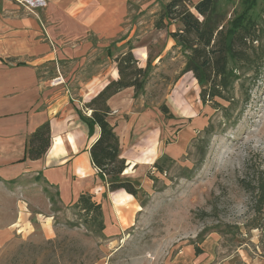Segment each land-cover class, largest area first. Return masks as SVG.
<instances>
[{"label": "rangeland", "instance_id": "1", "mask_svg": "<svg viewBox=\"0 0 264 264\" xmlns=\"http://www.w3.org/2000/svg\"><path fill=\"white\" fill-rule=\"evenodd\" d=\"M167 1L131 2V38L109 45L92 65L117 71L116 58L130 49L146 70L142 89L108 100L128 164L123 176L137 185V197L82 187L102 206L105 228L96 233L59 203L55 187L19 176L29 213L13 224L10 188L0 182V228L8 226L0 264H264V0H216L226 27L258 22V41L241 47L250 59L237 63L241 77L222 91L226 99L205 102V83L185 69V53L168 33L179 22L154 26ZM71 94L88 115L93 92ZM91 181L101 182L95 174ZM36 212L50 218L44 225L51 222L52 237L42 235L45 219Z\"/></svg>", "mask_w": 264, "mask_h": 264}, {"label": "crops", "instance_id": "2", "mask_svg": "<svg viewBox=\"0 0 264 264\" xmlns=\"http://www.w3.org/2000/svg\"><path fill=\"white\" fill-rule=\"evenodd\" d=\"M137 1L46 0V6L32 13L16 0H0V182L11 189L12 215L6 219H15L13 224L29 213L19 176H34V184L41 180L55 187L65 207L83 192L82 187L89 192L108 187L89 155L97 133L88 136L71 91L80 96L93 92V97L118 75L114 69H93V60L104 49L108 55L109 45L131 38L135 25L130 6ZM46 121L51 147L57 149L49 147L41 158L21 160L29 135ZM94 174L100 184H92ZM118 193L130 196L124 190ZM36 215L45 219L40 223L42 235L52 237L51 222L44 225L50 218ZM22 226L29 234L31 224ZM7 228H0L1 236Z\"/></svg>", "mask_w": 264, "mask_h": 264}, {"label": "trees", "instance_id": "3", "mask_svg": "<svg viewBox=\"0 0 264 264\" xmlns=\"http://www.w3.org/2000/svg\"><path fill=\"white\" fill-rule=\"evenodd\" d=\"M173 21H178L180 25L174 31H168L169 36L185 53V69L191 71L199 82L205 83L201 91L203 101L225 98L222 91L230 89L241 77L236 70L237 63L250 59L248 51L241 47L247 41L251 44L258 41V22L234 23L226 27L216 12V0H169L162 5L154 26L165 28ZM116 62L118 78L110 80L84 103V108L90 111L89 115L81 110L78 115L89 137L97 133L89 146V155L99 176L106 179L108 189L125 190L137 197V185L123 176L128 164L121 154L114 125L109 121L111 109L108 100L127 87H133L135 92L142 89L146 70L137 66L130 49L117 57ZM50 144V123L46 121L29 135L21 160L41 158ZM260 197L264 199V185H261ZM71 207L86 227L102 233L105 228L102 206L93 200L90 193L81 192Z\"/></svg>", "mask_w": 264, "mask_h": 264}, {"label": "built area", "instance_id": "4", "mask_svg": "<svg viewBox=\"0 0 264 264\" xmlns=\"http://www.w3.org/2000/svg\"><path fill=\"white\" fill-rule=\"evenodd\" d=\"M16 2L32 13L37 7H44L47 3L46 0H16Z\"/></svg>", "mask_w": 264, "mask_h": 264}]
</instances>
